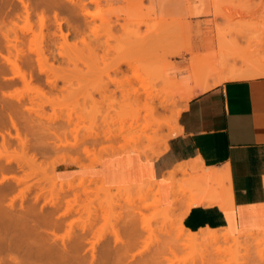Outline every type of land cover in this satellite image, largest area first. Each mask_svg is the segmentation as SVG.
<instances>
[{
	"label": "rangeland",
	"instance_id": "rangeland-1",
	"mask_svg": "<svg viewBox=\"0 0 264 264\" xmlns=\"http://www.w3.org/2000/svg\"><path fill=\"white\" fill-rule=\"evenodd\" d=\"M10 1L7 2L10 7L21 5L19 0ZM98 3L93 2L90 5L92 13L96 14L94 25L98 27L97 31L94 33L87 32L83 39H81L82 37L79 40L76 38L77 46L73 43L75 37L70 36L69 44L71 45L66 44L67 47L64 44L62 48L65 58L61 56L58 60H53L51 57L46 62L47 67H44V71L50 68L51 72L49 69L46 70L50 73L42 72L38 64H35L31 69L25 67L29 71L31 70L33 75L32 80L27 81V83L18 76V78L16 76L10 77L14 75L13 69L15 67L12 69L5 67V72L2 73L0 57V101L2 102L6 98L8 101L19 104V108H22L23 111H19L22 117L18 119V124L22 131L25 129L23 125L29 124L31 128L30 132H27V138L30 139L28 145L23 146L16 137V128L12 123L10 122L8 127L1 123L0 143L3 140L2 133H5L4 131L7 130L12 135L6 132V137L11 139L9 142L11 145L9 148L8 144H3L6 146L4 148L2 143L0 144V157L3 156L1 161L4 164H9L11 161L10 166L12 168L0 172V187L9 183H13L14 187L6 192H1L0 235L1 237H13L15 233L16 235L19 234L18 230H23L21 252L26 255L27 251L29 253L32 251L34 258L40 261L46 260L48 255L61 256L60 248L65 245L71 251L73 250V255H70V258L91 261L92 258L94 259L92 256L93 249H91L94 244L95 259H108L111 262L108 264H168V262L169 264H190L193 261L190 258L191 249L173 247L175 246L174 236L177 233V225L168 226L171 230L167 234L164 226L168 222L157 217L158 212L161 211V207L158 205V198L160 197L157 188L156 191L142 192V195L137 191H130V194L127 195L130 198L129 201L126 197L121 196L119 203H116L103 198L98 199L94 191L89 193L79 191L77 194L74 191L63 190L59 186L61 182L70 180L78 182L81 178H85L87 183H93L94 181L90 180L91 177H83L86 174H91L88 173L89 168L86 167L97 165L95 162L100 157H102V161L112 155L127 153L125 148L130 149L137 146V150H131L139 151L147 158H155L158 153L165 150L168 138L176 132V114L178 110L183 109L188 101L185 94L197 83L193 78L185 76L188 67L181 66V63L190 62L194 56L197 57L198 55L207 58L215 52L226 54L229 48L227 52L230 53L228 56L231 57V59L229 57L231 64L238 67H246L249 63L264 65V0H99ZM177 11L178 18L176 20L186 22L191 27L190 34L188 32L184 36H177V39L172 37L176 40L174 39L171 43L177 44L179 54H172L171 51L168 53V50L163 48H160L157 53L141 51L130 40L126 39L130 37L135 23L145 22L146 25H143V29L149 25L155 34L153 35L154 38L159 37L158 33H161L160 44L165 46L168 40L166 39L164 24L168 20L161 18L175 15ZM48 13L52 14L50 11ZM35 15L31 19L34 22L29 23V26L23 19H15L21 27L30 29L27 42L24 44L26 51L30 46L29 37L34 35V30L37 32L39 30L38 16ZM100 15L112 19V16H115L114 19L116 17L118 19L120 15L121 25L110 29L102 23L98 17ZM1 18L0 16V36L2 29L6 31L14 25L9 18ZM18 24L16 25L17 28ZM160 25L162 26L159 27ZM45 31L47 30L45 29ZM13 35L14 33L11 32V36ZM219 39L224 40L220 41ZM58 41L63 40L59 37ZM189 42L192 47L191 51L186 49ZM222 42L226 45L221 46ZM32 45L36 46V43L34 42ZM73 46L76 48L75 50ZM225 46L228 47L227 50L222 48ZM51 47L56 52L60 50L59 45H52ZM4 52L7 53V50L4 49ZM46 53H49L48 50ZM125 60L130 61L132 65ZM119 64L122 72L121 70L115 71ZM26 71L29 73L28 70ZM165 74L170 75V86L167 89L174 94L173 99L167 106H158L156 117L163 122V125L157 134L152 128L146 129L144 132V125L148 118L144 117L145 110L137 105V94L141 95L142 100H144L145 95L141 92L144 91V87L151 85H155L157 88L162 87L165 83L163 78ZM4 75L9 77L1 79L4 78ZM48 78H54L57 85L52 86L47 81ZM28 80L30 79L28 78ZM17 96H19L20 101L16 98ZM139 113H141L139 116H142L138 121L137 115ZM29 117L31 118L30 122ZM134 121L138 122L134 124ZM26 123L27 125H25ZM45 126H48L47 129ZM29 127L26 128L29 129ZM55 130H60L58 134L62 140L54 137L53 134L57 133ZM24 133L23 135H26V132ZM91 134L97 135V137L100 135L101 141L91 142ZM75 135L78 138L86 136L88 140L85 144L93 148L94 151L91 154H86L82 149L84 147L82 144L77 147H71V145H63L62 147L61 144L58 146L59 150L55 146L56 140L58 143L64 141L66 143V139H69L70 142L67 141L72 143L76 140ZM108 135H111L110 139L106 138ZM37 136L38 139L35 138ZM41 142L44 144H39ZM131 150L129 152H132ZM143 150H147L149 155H144ZM64 165L80 167L81 174L69 180L62 179L58 171ZM4 175L10 177L3 179ZM11 175L16 176L17 181ZM17 177H21V179ZM101 183L95 179V183L92 185L99 187ZM125 187L134 189L130 186ZM119 188L122 189L124 186L111 187V190L118 191ZM137 188L138 186L135 187V189ZM52 199L59 205L55 211L56 215L66 211L67 208L70 209L65 215H59L56 225L45 224L39 219L43 212L48 213L54 209L50 204ZM11 201H13L12 204ZM13 203L16 207L11 208ZM8 212L15 214L13 218ZM131 217L136 218V221L138 220V223L135 222V228L142 230L140 232L142 237L139 236V240L137 239L138 234L136 237H131L130 239L135 245H131V248H128L131 250L128 251L121 242L115 244V236L111 230L115 228L128 229L130 227L128 220ZM20 220H23L25 224L22 221L23 224L18 225ZM11 221L12 223L16 222L17 226ZM147 221L150 222L151 228L156 230L154 234L150 235L151 232L149 233L150 230L148 231V229L143 230ZM34 223H38L37 227L42 228L40 229L42 233L46 231L44 232L45 235L38 234L29 227L30 224L34 225ZM126 225L127 227H125ZM163 231L165 232L163 233ZM253 231L262 232L260 230ZM78 235H81L82 238ZM77 237H80L81 244L77 245L75 241ZM124 237L128 238L127 236ZM256 250L257 248L251 249L249 254L251 257H249H253L252 259L241 256L245 253L242 251L240 255L227 254L226 258L223 256L224 260L221 258L217 260L218 262H213L214 264H234L233 260L230 259L233 257L236 262H240L239 264H260L259 260H254V256L255 259H259ZM1 253L3 252L0 250V256H2ZM131 253L136 256L131 258ZM3 255L7 257L8 253H3ZM198 261L197 264H210V262L200 259Z\"/></svg>",
	"mask_w": 264,
	"mask_h": 264
},
{
	"label": "bare ground",
	"instance_id": "bare-ground-1",
	"mask_svg": "<svg viewBox=\"0 0 264 264\" xmlns=\"http://www.w3.org/2000/svg\"><path fill=\"white\" fill-rule=\"evenodd\" d=\"M19 1H20L21 5L18 4V5H15L13 7L12 6L10 7L8 5L9 4V3H7L8 0H1V2H0V16L2 17L1 19L9 18V20L13 21V24H14L13 27L9 28L6 31H3V29H2L1 30V36H0L1 72L2 73L5 72V67H11V69H12V67H15V69H13L14 75H11L10 77H15V76L17 77L18 76L20 79L22 78L23 81L25 80L26 82L27 81L30 82L33 78V75L30 72L31 70L29 71V69H26L25 67H30V69H31V67H34L35 64H38V66L40 67L42 72H46L47 69H49L51 72L50 68H47L44 71V67H47L45 65L46 62L51 57L53 58V60H58L59 57H61V56L63 58H65V53H64L62 48H63L64 44H65V46H67L69 44L70 36L75 37V41L74 42L72 41V42L74 44H76V46H77V43H78L77 39L79 40L81 37H82L81 39H83V37L85 36V34H87V32L94 33L98 29V27L94 25V20H95L96 14H94V12L92 13V11L90 9V7H91L90 5L93 2L98 3L99 0H19ZM10 2L12 4V1H10ZM49 11L52 12L51 15L48 13ZM176 13H178V11ZM34 15L38 16L37 21H38V29L39 30L37 32L32 28L34 30V32H33L34 35L32 37H29L28 43L30 44V46L27 49L28 51H26V49H24L25 48L24 44L27 42L26 39L28 38V33H29L30 29L27 27L26 28L21 27L20 24H18L17 20H15V19H23L24 21L27 22V25L29 26V23L34 22V21H31V19H33ZM100 16H98V17L101 19L102 23L106 24L110 29L117 28L119 25H121V22L119 20L120 15L119 16L116 15V16H118V19H117V17L114 19L115 16H112L113 19L111 17H105V16L100 17ZM26 22H24V23L26 24ZM183 23L184 22H182L181 20L173 19V20H168L164 24L166 27L165 28V33H166L165 35H166V39L168 40V43L165 46L160 44L161 39H162L161 33H158L159 37L154 38L153 35H155V34H153L152 29L149 28L150 27L149 25H147L148 26L147 28L143 29V25H146L145 22L135 23V25L132 27L130 37H128L126 39L128 41L130 40L132 42V44L134 46H136L138 49H140L141 51H147L150 53H157L160 48H163V49L168 50L167 51L168 53L170 51L172 54L173 53H179L178 52L179 50L177 49V44L171 43V42L175 38L177 39V36L178 37H180V35L184 36L188 32L190 34V31H191L190 25L189 24L187 25L186 22L184 23L185 25ZM17 24L19 25L18 28L16 26ZM160 24H162V23H160ZM27 25H25V26H27ZM22 26H23V24H22ZM161 26L162 25H160L159 27H161ZM45 29L47 31H45ZM11 32L14 33L13 36H11ZM221 33H222V31H221ZM59 37L62 38L63 41H61V42L58 41ZM167 37H169V38H167ZM172 37H175V38L172 39ZM187 37L189 38V35H187ZM224 38H225V36H224ZM223 40H220V41H223ZM34 42L36 43V46L32 45V43H34ZM52 45H55V46L59 45L60 50L58 52H56L54 49H52V47H51ZM70 45L71 44H69L68 46H70ZM224 45H226V44H224L222 42L221 46H224ZM46 46L48 49L46 48ZM222 48H226V50H227L228 47L225 46ZM4 49L7 50V53L4 52ZM73 49L75 50L76 48L74 47ZM184 49H185V46H184ZM186 49L188 51L192 50V47L190 46V42H189L188 47ZM46 50H48L49 53H46ZM228 50H229V48H228ZM227 51H226V54L225 53L221 54L218 52H215L214 54L211 53L210 57H207V58H202L203 55H201V56L198 55L199 57L194 56L192 74H193L194 80L197 83L195 86H192L186 92L185 97L187 99H189L191 96H193L195 93H197L198 90H202V89L211 87L212 85L220 83V82H222L226 79H229V78L251 77V76H257V75H263L264 74V65H257L254 63H249V64H247L246 67L245 66H239L238 67L234 64H231L230 63L231 60H229L230 56H228L230 53ZM232 56H233V54H232ZM67 58L69 60V57H67ZM230 59H231V57H230ZM125 62L130 63L132 65V63L130 61L125 60ZM52 63H53V61H52ZM51 65L54 66L53 64H51ZM26 70H28L29 73ZM120 70L122 72V69H121L120 64H119L115 68V71H120ZM48 72L49 71H47L46 73H48ZM28 74H29V76H28ZM8 77H6L4 75V78H1V79H6ZM27 77L30 80H28ZM47 77H48V74H47ZM163 78H164L165 83H164V85H162V87L157 88L155 85L144 87L145 88L144 91H141L145 95L144 100H142L141 95L136 93L137 94V97H136L137 105L138 106L140 105L142 107V109L145 110L146 114L144 115V117L148 118V119H146L147 122H145V125H144V129H143L144 132L146 129L152 128L154 130V132L157 134V131L163 125V122H161L156 117V113L158 112V106L159 105H161L162 107L167 106L169 104L170 100L173 99L174 94H172L167 89V87L170 86L169 85V82L171 81L170 75L165 74V76ZM47 81L52 86L57 85L56 80L54 78H48ZM16 98L18 99V101H20L19 96H17ZM0 100H1V98H0ZM5 100H3L2 102L0 101L1 102L0 103V127H1V123L8 127V125H10L9 123L11 122L12 125L16 128V137L19 139L20 143L23 146H26V145H28V142H29L28 140H30L29 138H27L28 137L27 132L29 133L31 128L29 127V124L27 125V123H28L27 122L25 124L27 126L23 125V127L25 129H23V131H22V129L20 128V126L18 124L19 123L18 119H21V117H22V115L20 116L19 111L21 112L23 110H21L22 108L21 109L19 108V104H16L13 101L11 102L10 100L8 101L6 98H5ZM27 107H29V106H27ZM181 110H182V108L180 110H178V112L176 114L175 131L177 130V127H178L177 118H178V115L181 112ZM140 114L141 113H139L137 115L138 121H139L140 117L142 116V115L139 116ZM30 119L31 118L29 117V122H30ZM56 122H57V120H56ZM135 122L136 121H134V124H135ZM156 126H158V128H156ZM7 127H6V129H7ZM26 127L27 128L29 127V129H27ZM43 127H44V124H43ZM47 127H46V129H47ZM140 127H142V126H140ZM33 130H34V128H33ZM55 131L57 133L53 134L54 137H56L59 140H62L61 136L58 134V132H60V130L59 131L55 130ZM4 132L5 133H2V136H3V140L1 142L2 144L1 143L0 144L1 145H3V144L7 145L8 144L7 146H9V148H10L11 144H9V142L11 139H9V137H6L7 130ZM24 132H26V135H23ZM8 134L12 135L11 133H8ZM51 135H52V132H51ZM75 136H76V138H75L76 140L72 141V143H69L70 142L69 139H66V143H64L65 141L62 143L61 142L58 143L57 142L58 140H56L55 146L58 147V146H61V144H62V147H63V145H65V146L71 145V147H77L80 144H82L84 146L82 149L86 154H91L94 151L93 148H91V147H89V145L85 144L86 141L88 140L86 136L81 137V138H78L77 135H75ZM92 136H91L92 141L91 140L90 141L94 142V143L100 142L102 139V137L100 135H98V137H97V135L93 136V137ZM110 137H111V135L106 136L107 139H110ZM35 138L38 139V136ZM39 144L43 145L44 143L41 142ZM5 145H3L4 148L6 147ZM59 149L60 148L58 147V150ZM131 149L137 150V146H134L130 149L125 148V150L128 152ZM143 153L146 156L149 155L147 150H143ZM161 153L162 152L158 153L156 156H159ZM2 157H0V172L3 170L5 171L6 169L12 168V166H10L11 161L9 162V164L8 163L4 164L3 161H1ZM101 159H102V157H100L95 163L99 164ZM2 160H3V158H2ZM95 163H94V165H95ZM8 177H10V176L4 175L3 179H5V178L8 179ZM11 177L16 179V176L11 175ZM17 178H19V177H17ZM19 179H21V177ZM19 179H18V182H20ZM79 180L80 181H78V182H73L72 180L67 181V182H61L59 187L62 188L63 190L65 189V190H69V191H74L77 194H79V191H82L84 193H89V192L94 191L96 193V195L98 196V199L103 198L105 200H110L111 202L113 201L116 203H119L121 196L126 197V199L129 201L130 198L127 195L130 194V191H135V192L137 191L139 194L142 195V192L147 193V192H152L154 190L156 191V188H157V186H155L156 185L155 182H148L146 184L138 186L137 189H131V188L124 187L122 189L119 188L118 191H112L111 187L106 186L103 182L100 184L99 187L92 185L95 183V179L90 178L91 181H94L93 183H87L85 181L86 180L85 178H81ZM16 181H17V179H16ZM201 186L202 185H200V187ZM13 187H14L13 183H9L7 185L4 184V185H2V187H0V202H1V192H6L8 189H12ZM55 200L58 201V199H55ZM12 202L13 201H11L10 203L12 204ZM49 202H50V200H49ZM56 203L57 202L53 201V199H52L50 204L54 207V209L49 211L48 213L43 212L42 215H41L42 211H41V213H39L41 215V217H39L41 222H44L45 224L48 223V224L56 225L58 223L57 219H59V215L60 214L65 215L67 213V210L70 211V209L67 208L66 211H63L59 215H56L55 211H57V209L59 208V205H57L58 203L57 204ZM8 205H10V204H8ZM158 205L161 207L160 198H158ZM13 206L16 207L14 204V205H11V208ZM11 208H9V209H11ZM4 212H5V210H4ZM139 212H141V211L139 210ZM8 214L11 215L12 218H13V215H15V214H12L9 212H8ZM184 214H179V213L176 214L172 208H164V207L162 208L161 207V211L158 212L157 217L162 218L163 220H165V222L166 221L168 222V224L167 225L165 224V226H164L165 230L167 231V234H168V231L171 230L170 228H168V226L170 227L173 224H174V226H175V224L177 225V233H175V236H174L175 246H173V247H176V249L177 248H180V249L181 248L182 249L189 248V249H191L190 258L193 261H191V260L190 261L192 262V264H193V262H195L194 264H197L196 262L199 259L201 261L202 260L207 261L208 263L210 262V264H211L213 261L218 262L217 260H219L221 258L223 259V256H224V258H226L227 254H230V255L232 254L234 256H237V255H240L242 253V251H243V253L244 252L245 253L241 254V256L243 255V256H245L244 258H246V257L250 256L249 254L251 252V249L255 250V248H257L256 252H258V253H256V254L259 255L258 256L259 259H255V256H254V260H259L260 264H264V230H260V231H262L260 233L254 232L253 230H244V231L242 230L237 235H232L228 230H225V229L203 228V229H200L198 231H191L182 222ZM121 216L123 217V215H121ZM142 217H143V214H142ZM119 218H121V217H119ZM22 221L23 220L18 221L19 222L18 225L21 223L23 224L24 221L23 222ZM137 221H136V218L131 217L128 220L129 226H130V227H128V229L120 230L122 228H120V229L115 228V229L111 230L115 236V244H117L118 242H121L123 246L125 245L124 247L126 250H128V248H131V245H135V243L134 244L132 243L133 240L130 238L136 237L138 234L137 239L139 240L140 239L139 236H141L140 232L142 231V230H140V228H138V229L135 228V226H136L135 222H137ZM11 223H12V221H11ZM12 224H15V226H17L16 222H14ZM24 224H25V222H24ZM37 224L38 223H34V225L30 224L31 226H29V227L32 230L36 231L38 234L45 235L44 232H46V231H43V233H42V230L40 231V229H42V228L37 227ZM142 224H143V222H142ZM0 226H1V203H0ZM125 227H127V225ZM145 227L143 228V230L144 229H146V230L148 229V231L150 230L149 231V233L151 232L150 235L154 234L156 231V230L151 228L149 221H147V224ZM173 230H174V228H173ZM47 232H49L48 229H47ZM164 232L165 231H163V233ZM18 233L19 234H17V235L15 233V236L12 235L13 237H8V236H6V237L2 236L1 237V235H0V248H1L0 250L4 254L8 253L7 257L4 256L3 253H1L2 256H0V264H108V263H111L110 260H108V259H106L107 261L104 260V258H101L100 260L95 259L96 255L94 253V248H95L94 244L92 245V248H91V249H93L92 256L94 257V259L92 258L91 261H85L83 259L80 260V258H79V260L70 258V255H73V250L71 251L70 248L67 247V245H65V244H64L65 246H63V248H60L61 252H59V253L61 254V256L55 257V256H49L48 255L46 260H43V261L42 260L41 261L36 260L37 258H34V256H33L34 254L32 251L30 253L27 251L26 255L21 252V247L23 246L24 231L18 230ZM78 236H81V235H78ZM124 236H127L128 238L126 239ZM153 236H151V237H153ZM81 238H82V236H81ZM75 239H76L75 241L77 242V245L82 243L80 237H77ZM84 240H86V239H84ZM135 242L137 243V241H135ZM123 243H125V244H123ZM126 244H127V246H126ZM73 245H75V242H73ZM93 246H94V248H93ZM130 250H128V251H130ZM179 252H181V251H179ZM251 254L253 256V253H251ZM130 255H131V258L133 256H136L134 253H131ZM185 257L188 258V256H185ZM227 257H229V256H227ZM252 258H250V259H252ZM230 259L233 260L232 262H234V264L240 263V262H236L235 259H233V257ZM190 261H188V262H190ZM225 261H226V259H225ZM191 262H190V264H191ZM214 262H213V264H214ZM223 263H225V262H223ZM168 264H169V262H168ZM215 264H217V263H215ZM241 264H244V263H241Z\"/></svg>",
	"mask_w": 264,
	"mask_h": 264
},
{
	"label": "crops",
	"instance_id": "crops-1",
	"mask_svg": "<svg viewBox=\"0 0 264 264\" xmlns=\"http://www.w3.org/2000/svg\"><path fill=\"white\" fill-rule=\"evenodd\" d=\"M176 18L178 13L161 19ZM193 58L181 63L187 78H193ZM202 90L188 99L159 156L112 155L86 167L91 174L83 177L134 189L155 182L161 207L185 213L182 222L191 231L264 230V74ZM58 172L65 180L81 174L72 165Z\"/></svg>",
	"mask_w": 264,
	"mask_h": 264
}]
</instances>
